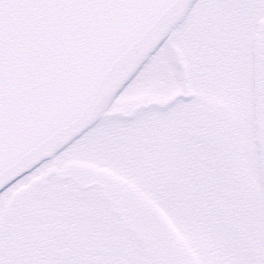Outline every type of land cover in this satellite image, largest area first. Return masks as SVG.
Instances as JSON below:
<instances>
[{"label": "snow or ice", "instance_id": "1", "mask_svg": "<svg viewBox=\"0 0 264 264\" xmlns=\"http://www.w3.org/2000/svg\"><path fill=\"white\" fill-rule=\"evenodd\" d=\"M0 264H264V0H0Z\"/></svg>", "mask_w": 264, "mask_h": 264}]
</instances>
